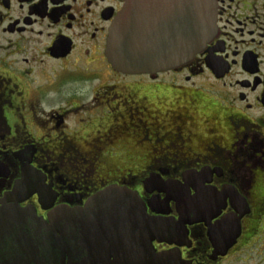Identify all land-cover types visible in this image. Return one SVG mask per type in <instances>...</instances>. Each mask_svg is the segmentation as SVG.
<instances>
[{
    "label": "flooded vegetation",
    "instance_id": "flooded-vegetation-1",
    "mask_svg": "<svg viewBox=\"0 0 264 264\" xmlns=\"http://www.w3.org/2000/svg\"><path fill=\"white\" fill-rule=\"evenodd\" d=\"M216 3L205 52L151 76L106 56L124 0H0V208L48 221L118 186L176 224L155 264H264V0ZM139 242L81 258L116 264Z\"/></svg>",
    "mask_w": 264,
    "mask_h": 264
},
{
    "label": "water",
    "instance_id": "water-1",
    "mask_svg": "<svg viewBox=\"0 0 264 264\" xmlns=\"http://www.w3.org/2000/svg\"><path fill=\"white\" fill-rule=\"evenodd\" d=\"M109 33L106 56L122 74L158 75L182 70L205 52L218 34L216 0H124ZM175 184L168 182L165 184ZM175 224V223H174ZM173 223L152 218L141 198L111 186L84 209L58 208L48 221L33 209L0 208V264H114L80 252L126 248L136 254L116 264H155L153 241L172 236ZM122 246V247H121ZM159 256V255H158ZM92 260V261H91ZM159 263V259H158Z\"/></svg>",
    "mask_w": 264,
    "mask_h": 264
},
{
    "label": "rangeland",
    "instance_id": "rangeland-1",
    "mask_svg": "<svg viewBox=\"0 0 264 264\" xmlns=\"http://www.w3.org/2000/svg\"><path fill=\"white\" fill-rule=\"evenodd\" d=\"M102 76H103V80H104V82L101 84V85H99V80L95 83V84H93V86L95 87V86H98V87H101V89H103V88H105V87H109V86H111V84H112V82H110V81H108L109 80V78H108V76H107V74L105 73V72H103L102 73ZM100 79V78H99ZM177 83V87H182V88H185V89H192V88H190L189 86L190 85H193V84H189V85H186L185 83H183V81H182V79L180 78L179 80H178V82H176ZM165 84H167V83H165ZM124 86H128V84H126V85H124ZM195 86H196V88L198 89V90H200L201 89V87H200V84L199 83H196L195 84ZM119 87L121 88V87H123V85H119ZM52 107H61V106H63L64 105V99L62 98V99H58V100H55V101H52ZM86 109H88V108H86ZM91 113V112H90ZM93 115V114H92ZM92 115H90L89 113H83V114H78V116H79V118H81L80 120H83V119H85L86 120V122H84V123H82V125L83 124H86V123H88L87 122V120H89V119H92L93 118V116ZM41 116L42 117H44V115H42L41 114ZM92 116V117H91ZM91 117V118H90ZM93 120H94V118H93ZM42 122V121H41ZM73 127H75V125L73 126ZM68 143L69 142H67V145H68ZM69 146V145H68ZM134 144L133 143H129L128 145H126V146H123V147H120V149L122 150V149H126V150H129V151H131V153H133V151H134ZM125 151V150H124ZM119 153H121V152H119ZM77 155H81L80 153H78ZM120 161H122L123 160V157H117ZM126 164V163H124V162H116V164L117 165H123V164Z\"/></svg>",
    "mask_w": 264,
    "mask_h": 264
}]
</instances>
